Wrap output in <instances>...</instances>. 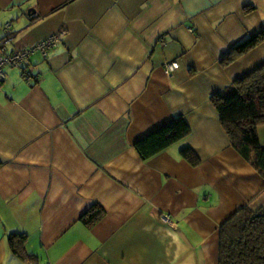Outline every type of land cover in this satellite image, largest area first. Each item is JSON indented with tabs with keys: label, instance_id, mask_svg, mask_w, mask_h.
I'll use <instances>...</instances> for the list:
<instances>
[{
	"label": "crops",
	"instance_id": "crops-1",
	"mask_svg": "<svg viewBox=\"0 0 264 264\" xmlns=\"http://www.w3.org/2000/svg\"><path fill=\"white\" fill-rule=\"evenodd\" d=\"M263 31L264 0H0L6 54L59 37L0 81V264H218L220 227L264 206V180L211 97L264 62L262 44L221 64ZM180 116L191 135L144 161L136 143Z\"/></svg>",
	"mask_w": 264,
	"mask_h": 264
},
{
	"label": "trees",
	"instance_id": "trees-1",
	"mask_svg": "<svg viewBox=\"0 0 264 264\" xmlns=\"http://www.w3.org/2000/svg\"><path fill=\"white\" fill-rule=\"evenodd\" d=\"M262 44L264 31L233 47L224 55L221 64L229 66ZM175 62L178 63L171 61L167 65ZM211 102L232 147L264 180V146L259 136V128L264 126V62L223 91L214 94ZM191 133L188 121L180 116L136 143L135 149L144 161H148L183 142ZM181 156L192 165L199 163L196 153L188 146L182 148ZM252 206L239 208L220 227L218 264H264V206L257 209ZM93 211L88 222L102 215V211L97 208H93ZM26 236L23 233L9 236L14 256L23 258Z\"/></svg>",
	"mask_w": 264,
	"mask_h": 264
},
{
	"label": "built area",
	"instance_id": "built-area-1",
	"mask_svg": "<svg viewBox=\"0 0 264 264\" xmlns=\"http://www.w3.org/2000/svg\"><path fill=\"white\" fill-rule=\"evenodd\" d=\"M11 28V24L6 26V30L8 31ZM58 36L51 37L37 46L32 47L30 49H25L22 51L14 52L13 54H6V45L9 41L13 40L12 36H8L3 42H0V81L3 82L6 79L5 68L6 67H19L26 61H29L31 57L36 53H41L43 57H47L50 50H52L58 44ZM179 69L178 63L168 64L166 66L167 75L171 76L176 70ZM30 73H25L26 79H32ZM169 225L173 226L174 223L169 220Z\"/></svg>",
	"mask_w": 264,
	"mask_h": 264
},
{
	"label": "rangeland",
	"instance_id": "rangeland-1",
	"mask_svg": "<svg viewBox=\"0 0 264 264\" xmlns=\"http://www.w3.org/2000/svg\"><path fill=\"white\" fill-rule=\"evenodd\" d=\"M252 208L257 209V208H259V205L255 204L254 206H252Z\"/></svg>",
	"mask_w": 264,
	"mask_h": 264
},
{
	"label": "water",
	"instance_id": "water-1",
	"mask_svg": "<svg viewBox=\"0 0 264 264\" xmlns=\"http://www.w3.org/2000/svg\"><path fill=\"white\" fill-rule=\"evenodd\" d=\"M9 36H11V35H9ZM9 42H11V41H9ZM9 42H8V43H9Z\"/></svg>",
	"mask_w": 264,
	"mask_h": 264
}]
</instances>
